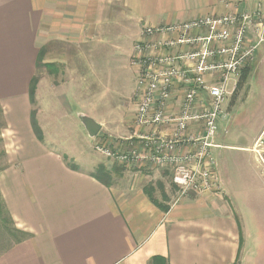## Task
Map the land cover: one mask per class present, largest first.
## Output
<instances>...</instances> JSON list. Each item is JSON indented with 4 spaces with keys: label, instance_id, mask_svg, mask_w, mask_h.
<instances>
[{
    "label": "crops",
    "instance_id": "crops-1",
    "mask_svg": "<svg viewBox=\"0 0 264 264\" xmlns=\"http://www.w3.org/2000/svg\"><path fill=\"white\" fill-rule=\"evenodd\" d=\"M260 5L264 7V0H251L247 4L241 0H0V105L10 128L13 129L12 122L23 124L22 134L13 129L17 149L7 150L9 165L0 171V191L16 226L30 233L29 238L0 254V264H153L154 257L165 259L157 260V264H264V227L259 228L258 244L250 229L244 228L235 189L227 182H220L217 192L191 195L175 202L176 187L170 169L153 165L152 175H145L133 173L131 168L124 172L109 169L103 162L113 176V183L107 186L94 177L98 163H89L88 156L78 158L57 151L49 147L45 134L44 141L36 137L29 95L31 81L39 71L40 50L46 52L43 67L50 73L46 64L49 66L52 61L51 44L74 41L82 45L85 38L97 37L93 41L98 45L100 29H122L125 36L140 39L144 25L170 26L258 10ZM198 34H201L198 30L191 32ZM169 35L173 39L177 36ZM254 39L251 32L247 44ZM185 47L178 46L177 54L194 49ZM77 53L64 55L59 51L60 65L65 67L75 58L81 59L82 54ZM158 53L168 52L162 49ZM93 59L92 56L91 62ZM123 60L138 77L139 68L133 65V59L123 55ZM252 68V77L253 73L257 77L264 73V42L256 52ZM89 70L95 78L90 84H96L97 65L94 74L92 68ZM204 77L208 84H216L220 73L208 72ZM236 78L231 79V84ZM137 88L136 83L134 91L125 96L126 102L117 103L120 110L117 123L122 121L126 127L130 123L126 117L131 108L129 98L136 94ZM250 88L248 82L246 97ZM53 89L54 86L50 90ZM185 92L183 84H174L165 107L166 116L181 115ZM137 96L134 123L140 126L136 122L140 91ZM207 100L208 94L201 92L194 111L202 112V103ZM81 114L95 118L92 113ZM258 115L255 127L258 133L244 138L239 150L256 154L260 149L254 142L260 136L264 139V106ZM38 122L42 127L39 115ZM152 130L171 133L174 124L152 126ZM203 130V121L191 122L188 127V133L193 135ZM148 133L143 131L138 137ZM186 149L185 146L179 152ZM65 155L74 159L77 169L70 167ZM167 180L173 190L165 186ZM146 183L163 184L164 193L157 189L155 197L169 207L167 211L149 199L144 191ZM261 212L254 217L259 222L264 220V207Z\"/></svg>",
    "mask_w": 264,
    "mask_h": 264
},
{
    "label": "rangeland",
    "instance_id": "rangeland-1",
    "mask_svg": "<svg viewBox=\"0 0 264 264\" xmlns=\"http://www.w3.org/2000/svg\"><path fill=\"white\" fill-rule=\"evenodd\" d=\"M146 27L147 25L142 27L140 39L135 36H125L122 29H100L98 45H94L93 41L97 37L95 39L85 38L82 45L80 42L75 43L74 41L71 43L66 41L61 45L51 44L49 49L52 61L49 66L46 64L47 67H50V73L44 67L38 71L36 105L31 104V111L32 109L36 111L37 119L39 115L42 123L41 128L47 136L49 147L70 153L78 158H87L88 156L89 163L104 165L103 162H105L109 169L114 167L119 172L131 168L133 173L150 175L154 171L152 168L155 166L151 162H143L139 165L140 162H127V160L118 159L108 154L115 151H118L119 154L128 153L130 149L140 146L138 135H141L143 131L151 133L150 126H143V130L141 125L138 126L134 123L133 106L138 101V88L136 94L129 98L131 101L129 107L131 106V108L126 115L130 120L129 127L123 125L122 121L117 123L120 117V110L117 108L119 104L117 103L126 102L125 96L134 91L139 77L140 66L134 64V61H137L140 56L137 45L157 43L166 40V37L172 39L174 37L169 34L160 37H147L143 34ZM177 47L163 49H167L168 53L166 54L175 55L179 50ZM185 48L188 49V46ZM131 50L132 53H130ZM161 50H151L149 53L154 56L165 54L158 53ZM42 51L44 54L46 53L44 50ZM59 51L64 55L66 53L75 55L78 52L77 54L79 56L82 54V56L81 59L75 58L64 67L58 61ZM185 51L188 50L182 52ZM123 55L129 60L133 59V65L139 68L138 77L129 65H124ZM92 56L93 62H91ZM255 62L256 57L241 68L235 83H230L232 93L224 104L225 112L229 113V118L218 122L215 143L220 146L213 148V151L220 182L221 184L227 182L235 189L237 208L239 207L242 211L244 228L250 229L255 241H258L259 244V238H261L259 228L264 227V220L259 222L254 217L257 216V213L258 216L261 215V207H264V145L260 146L259 152L255 151L257 155L238 149V145L244 143V138L249 139L258 133L255 127L259 122L258 114L264 106V73L258 77L255 73H253V77L250 76L251 68L255 66ZM44 64L43 61L42 65L44 66ZM95 64L98 69L97 81L96 84H90V82H94L95 78L94 75L91 77L89 68H92L94 74ZM69 65L71 69H68ZM58 68L61 69V72ZM65 70L67 71L65 72ZM248 82L251 83V91L246 97ZM52 86H54L53 91H51ZM59 86L61 89L58 88ZM91 91L94 92L91 93ZM0 110L2 111L0 116L1 171L9 165L10 157L7 150L17 149V140L13 129L22 134L23 124L12 122L13 129L10 128L6 123L4 109L1 105ZM83 111L92 113L102 125L100 132L95 137L89 136L81 121L79 113ZM127 135H131L132 138L127 139ZM146 152L147 150L143 151V153ZM65 159L69 163L75 164L74 159L68 155H65ZM82 165L86 166L83 162ZM167 182L165 186H168L169 190H173L172 183H169V180ZM2 217H7L6 212ZM11 228L10 223L0 221V253L17 238L18 234H12Z\"/></svg>",
    "mask_w": 264,
    "mask_h": 264
},
{
    "label": "built area",
    "instance_id": "built-area-1",
    "mask_svg": "<svg viewBox=\"0 0 264 264\" xmlns=\"http://www.w3.org/2000/svg\"><path fill=\"white\" fill-rule=\"evenodd\" d=\"M251 0H241L247 4ZM198 30L201 34L191 35ZM255 39L247 44L250 33ZM147 37L177 34L175 39L157 43H140L139 59L134 64L140 66L137 86L142 94L136 112V122L141 126L174 124L171 133L158 132L138 137L140 146L128 153L118 151L109 155L127 162H151L153 165L170 169L172 183L176 187L179 202L191 195L219 190L220 176L213 148L219 120L228 119L224 104L232 93L231 79L239 76L241 68L253 61L260 45L264 42V7L258 10H242L238 13L207 17L170 26H147L143 32ZM216 43H221L218 46ZM186 45L194 47L175 55H151V50L175 48ZM218 71L219 81L208 84L205 74ZM175 83L186 87L181 115L168 117L165 107L171 97ZM201 92L208 94L202 103V112L194 111ZM203 121L204 130L199 135L188 133L191 122ZM261 136L255 146H263ZM187 147L186 151L179 152ZM142 150V151H141ZM147 150L146 153H143ZM260 149L256 150L259 152Z\"/></svg>",
    "mask_w": 264,
    "mask_h": 264
},
{
    "label": "trees",
    "instance_id": "trees-1",
    "mask_svg": "<svg viewBox=\"0 0 264 264\" xmlns=\"http://www.w3.org/2000/svg\"><path fill=\"white\" fill-rule=\"evenodd\" d=\"M42 62H43V51L40 50V54H39L38 62H37L38 70H40L41 67H43ZM36 76H34V78L31 81L30 92H29L31 104L34 105V106L36 105V85H37V77ZM242 80H243V78H242ZM239 85L240 84L238 83V86ZM1 113H2V111L0 110V116L2 115ZM31 125H32L33 131H34L36 137L39 140L44 141V132H43V129L41 128V126H40V124L38 122L36 111L34 109H32V111H31ZM69 165L73 169H77L78 168V166L76 164L69 163ZM93 175L100 182L104 183L107 186H110L113 183L112 172L107 170V168L103 164L98 165V167H97V169H96V171L94 172ZM157 189H160L162 191V193H164V186L161 183H157L156 185L152 184V183H149V184L145 185V187H144V191L147 194V196L149 197V199L156 206L160 207L163 211H167L169 209V207L167 205H165V204H162L155 197V192H156ZM5 212H6L7 217L3 218L2 215H4ZM0 221L10 223L11 226H12V228L10 230L11 233L12 234H14V233L18 234L17 238L13 241V243L10 244L5 250L9 249L14 243L21 242V241L26 240L27 238L30 237V233L29 232H27L25 230H22V229H20V228H18L16 226V223L14 222V219L12 218V216L10 215V213H9L7 207H6V204H5L4 198H3L2 194H1V191H0ZM159 259H161V258L154 257L153 258V260H154L153 264H157V262H158L157 260H159ZM161 260L165 261L164 258H162Z\"/></svg>",
    "mask_w": 264,
    "mask_h": 264
},
{
    "label": "water",
    "instance_id": "water-1",
    "mask_svg": "<svg viewBox=\"0 0 264 264\" xmlns=\"http://www.w3.org/2000/svg\"><path fill=\"white\" fill-rule=\"evenodd\" d=\"M80 117L89 136L95 137L100 132L102 125L89 115L81 114Z\"/></svg>",
    "mask_w": 264,
    "mask_h": 264
}]
</instances>
